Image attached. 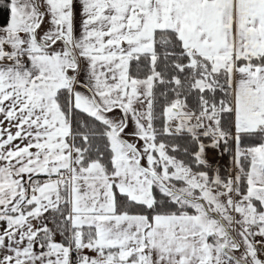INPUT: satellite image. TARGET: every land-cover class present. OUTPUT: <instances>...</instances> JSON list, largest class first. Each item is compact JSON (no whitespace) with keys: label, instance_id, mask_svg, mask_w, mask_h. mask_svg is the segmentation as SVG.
Wrapping results in <instances>:
<instances>
[{"label":"snow or ice","instance_id":"snow-or-ice-1","mask_svg":"<svg viewBox=\"0 0 264 264\" xmlns=\"http://www.w3.org/2000/svg\"><path fill=\"white\" fill-rule=\"evenodd\" d=\"M0 264H264V0H0Z\"/></svg>","mask_w":264,"mask_h":264}]
</instances>
